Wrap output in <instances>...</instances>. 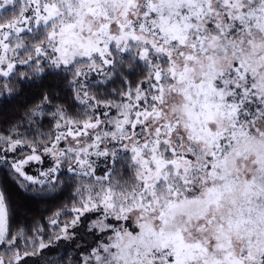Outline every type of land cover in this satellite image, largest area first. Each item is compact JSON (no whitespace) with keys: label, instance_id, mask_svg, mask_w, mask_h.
<instances>
[{"label":"snow or ice","instance_id":"obj_1","mask_svg":"<svg viewBox=\"0 0 264 264\" xmlns=\"http://www.w3.org/2000/svg\"><path fill=\"white\" fill-rule=\"evenodd\" d=\"M0 264H264V0H0Z\"/></svg>","mask_w":264,"mask_h":264},{"label":"trees","instance_id":"obj_2","mask_svg":"<svg viewBox=\"0 0 264 264\" xmlns=\"http://www.w3.org/2000/svg\"><path fill=\"white\" fill-rule=\"evenodd\" d=\"M8 191L15 205L31 209V215H35L37 218H39L41 215L46 216L49 214L51 209L62 202L59 200H54L49 201L48 204H35L27 200L25 194L18 190L13 184H9Z\"/></svg>","mask_w":264,"mask_h":264}]
</instances>
